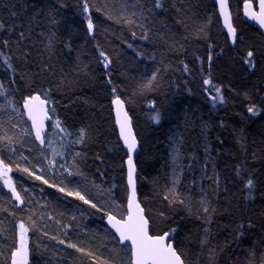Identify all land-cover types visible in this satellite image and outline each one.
<instances>
[{"label": "trees", "instance_id": "1", "mask_svg": "<svg viewBox=\"0 0 264 264\" xmlns=\"http://www.w3.org/2000/svg\"><path fill=\"white\" fill-rule=\"evenodd\" d=\"M244 1L230 0L232 48L213 0H0V160L20 195L0 178V264L20 223L28 264H131L104 224L125 216L128 197L115 97L138 140L150 233H167L184 264H264V40L243 21ZM34 94L55 129L44 148L21 111ZM74 184L95 208L65 194Z\"/></svg>", "mask_w": 264, "mask_h": 264}, {"label": "snow or ice", "instance_id": "2", "mask_svg": "<svg viewBox=\"0 0 264 264\" xmlns=\"http://www.w3.org/2000/svg\"><path fill=\"white\" fill-rule=\"evenodd\" d=\"M220 5L221 14L225 16V26L228 28L229 34L231 36H235V29L231 26V23L228 22L227 16V2L226 0H217ZM154 4L156 8H161V0H154ZM260 12H246V14L251 15L253 18L257 19L262 26H264V0H260ZM246 8H251V5L246 4ZM84 11H88V5L85 4ZM93 23L91 18L88 19V31L91 34L93 31ZM3 28V25L0 24V29ZM23 36V34H21ZM100 56L103 57V61H108V56L101 51ZM248 59H245V64H251L253 57V53L249 51L247 53ZM104 67L107 69L109 67L108 63H104ZM209 81L205 80V84H208ZM217 93L219 94V90L217 89ZM35 101L39 102L41 106L37 109V106L33 103ZM221 102H223L221 98ZM46 101L41 100L39 96H32L26 98L24 102V107L28 110L29 119L32 120L33 129L35 130V135L37 140H40L43 143V119H47V115H43L42 117H38L37 112L44 113L46 110L43 109L42 105H44ZM115 104L120 105L119 100L114 101ZM253 115H256V111L253 108L248 109ZM58 123V122H57ZM121 128V137L124 140L125 145L129 150V173H128V181L129 186L133 189L132 196L129 197V214L127 220H119L116 219L113 215H108V222L113 229H115L116 233L120 237V242L124 241L131 242V252H132V264H183L181 256L178 252L172 247V244L165 243V238L168 236L166 233L164 236L153 237L148 235L147 225L148 221L143 216V209L140 208L139 204L135 203V184L133 180V173L135 172V168L132 165V157L131 153L134 151L136 147V141L134 137L130 136L129 131L127 130V121L126 116L123 122L118 120ZM81 137H83V132L81 133ZM9 140L11 138H8ZM22 171L27 172V169H21ZM11 169L0 160V177H4L5 186L9 187L12 191L13 197L16 200H20V195L17 193L16 189L12 187V181L7 177V173L10 172ZM29 175H32L31 172H28ZM71 174V173H70ZM35 179L42 180L40 176H35ZM42 182L46 183V181ZM175 183V182H174ZM51 186V185H49ZM252 179H248L245 187L251 189L253 187ZM60 191H65L64 189H58ZM174 191V189H172ZM66 195H75L76 198L83 200L85 204H89L91 207H96L95 204H91L89 200L85 199L84 196L80 195L79 192L71 193L65 192ZM168 197L166 196L165 199ZM133 206L134 209L133 210ZM99 210V209H97ZM207 211V209H205ZM21 233H20V244L12 252V262L11 264H27V255H28V247H27V238L24 233L27 232V229L23 224L20 225ZM58 243L65 244L64 240H59ZM67 248H73L75 251L80 252L85 255H91L85 249L77 246L76 244L68 243L65 245ZM95 264V261L93 262ZM101 264H107L106 261L101 262Z\"/></svg>", "mask_w": 264, "mask_h": 264}, {"label": "water", "instance_id": "3", "mask_svg": "<svg viewBox=\"0 0 264 264\" xmlns=\"http://www.w3.org/2000/svg\"><path fill=\"white\" fill-rule=\"evenodd\" d=\"M226 2H227L228 22L231 23V26L235 29L234 23H233L232 10H231V7H230V0H226ZM213 3H214V5L216 7V10H217V15H218V19L220 21V25H221L222 31L224 32V34H225V36H226V38L228 40L229 45L232 48H234L236 46V42H237V38H238L236 29H235V36H231L229 34L228 28L225 26V16L221 14V9H220L219 3L217 2V0H213ZM246 4L251 5V8H246ZM259 5H260V0H247V1H244V2H242L241 7H240V13H241V17H242L243 21L246 22L249 25L254 26L259 31V33L261 34V36L263 37V40H264V26H262L261 23L257 19L253 18L249 14H246V12L259 13L260 12V6ZM32 96H39L41 100L46 101L44 98H42L40 95H37V94H34V95H31V96L25 97L23 99V101L21 102V111H22V113H23L26 121L28 122V124L30 126V130H31V133L33 135L34 141L36 142V144L40 148H44V146H45V135H46V133L48 131V125H49V123L52 120L51 119V116H50V112H49V105H48V102L46 101V103L44 105H42L43 109L46 110V111L44 113H40L39 111L37 112L38 117H42L45 114L48 117L47 119H43V132H42V137H43V141L44 142L41 143V141L40 140H37V138H36L35 130L33 129V125H32V120L29 119L28 110L24 107V102H25L26 98H29V97H32ZM115 100H119L120 101V105L115 104L114 103ZM33 103L37 106V109H39L41 107L39 105V102L38 101H35ZM111 108H112V115H113V120H114V126H115V129H116V132H117V136H118L119 143H120L123 151L127 155V158L125 160L126 184H127V189H128V197H127V202H126V214H125V216L122 219H119L117 217H116V219H119V220H127L128 214H129V197L132 196L133 189L129 186V181H128V173H129V165H128L129 150H128V147L125 145L124 140L121 137V128H120V123H118V120L121 121V122H123L125 120V116H126L127 130L129 131L130 136L135 138L136 147H135L134 151L131 153L132 165H133L134 168H135V162H134V160H135L136 154L138 153V150H139V144H138V140H137V137L135 135V132H134V129H133V126H132L131 118L128 115V112L126 110V107H125L124 102L119 97H115L112 100V102H111ZM136 174L137 173H136V168H135V172L133 173V180H134V184H135V189H134L135 190V203L136 204H139L140 208L143 209V207H142V205H141V203H140V201L138 199L137 184H136ZM133 210H135L134 209V206H133ZM108 215H111V214H108ZM108 215H106V217L104 218V224H105V226L108 228L109 231H111L113 233V235L118 240L119 244L122 245V246H125V247H129L130 248V252H131V248H132L131 242L130 241H124L123 243L120 242L119 235L116 233L115 229H113L111 227V225L109 224V222H108ZM143 216L148 221V219L145 216L144 209H143ZM147 231H148V235L153 236V237L164 236L166 234L165 233L163 235H152L150 233V224H149V221H148V225H147ZM165 243L166 244H168V243L172 244V242L169 240V235L165 238ZM172 247H173V244H172ZM131 264H132V252H131ZM183 264H184V262H183Z\"/></svg>", "mask_w": 264, "mask_h": 264}, {"label": "rangeland", "instance_id": "4", "mask_svg": "<svg viewBox=\"0 0 264 264\" xmlns=\"http://www.w3.org/2000/svg\"><path fill=\"white\" fill-rule=\"evenodd\" d=\"M54 131H55L54 127H53V128H50L49 131H48L47 134H46L45 142H46V144H47L48 146H49L50 142H52V140H53V138H54ZM52 144H53V143H52ZM52 144H51L50 146H52ZM51 148H53V147H51ZM53 150H54V149H53ZM176 151H177V149H176V146L174 145V146L172 147V158H173L174 168L177 167V166H176V162H177ZM52 153H55V152H52ZM0 178L3 179V184H4V177H0ZM6 178H8V179L11 180V178H10V172L7 173V177H6ZM11 181H12V180H11ZM4 187H5V189H6V190H7V191L13 196L12 191L10 190V188L7 187V186H5V184H4ZM12 187H13V183H12ZM72 191H73V193L79 192L80 195L84 196L85 199H87V197H86L85 194H84V191L82 190V188H81L80 186H77V185L74 184ZM13 198H14V197H13ZM14 199H15V198H14ZM21 224H22V223L18 224V227H17V234H18V239H19V241H18V247H19V244H20V233H21L20 225H21ZM23 225H24V224H23ZM24 227H25V226H24ZM25 228L27 229V227H25ZM24 235H25L26 238H27V247H28V245H29V241H28V240H29V237H28V229H27V232L24 233ZM11 262H12V258H11ZM27 264H28V255H27Z\"/></svg>", "mask_w": 264, "mask_h": 264}, {"label": "bare ground", "instance_id": "5", "mask_svg": "<svg viewBox=\"0 0 264 264\" xmlns=\"http://www.w3.org/2000/svg\"><path fill=\"white\" fill-rule=\"evenodd\" d=\"M45 147V146H44Z\"/></svg>", "mask_w": 264, "mask_h": 264}]
</instances>
